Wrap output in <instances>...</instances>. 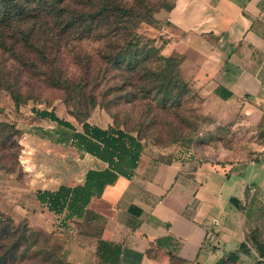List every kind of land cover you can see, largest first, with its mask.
Instances as JSON below:
<instances>
[{
  "label": "crops",
  "instance_id": "0c3cea01",
  "mask_svg": "<svg viewBox=\"0 0 264 264\" xmlns=\"http://www.w3.org/2000/svg\"><path fill=\"white\" fill-rule=\"evenodd\" d=\"M159 18L170 26L162 48L167 62L177 64L201 98L206 125L228 133L230 144L203 137L187 156L140 141L135 168L123 167L100 197H91V224L70 245L67 259L96 263L101 239L120 245V264H219L241 243L247 250L233 264H264L250 257L254 249L247 243L264 227V0H175ZM93 125L105 129L112 122ZM29 126L19 155L23 179H13L10 205L34 207L35 217H57L39 205L35 191L83 185L88 171L109 164L77 149L73 129L39 117ZM209 217L222 223L212 248L204 243ZM57 218L80 221L66 212ZM39 223L53 230L52 223Z\"/></svg>",
  "mask_w": 264,
  "mask_h": 264
},
{
  "label": "trees",
  "instance_id": "16d2710c",
  "mask_svg": "<svg viewBox=\"0 0 264 264\" xmlns=\"http://www.w3.org/2000/svg\"><path fill=\"white\" fill-rule=\"evenodd\" d=\"M174 2L175 0H0V49L10 57H16L17 51L21 49H31L43 55L44 61L48 63L54 60L48 59L45 46H39L37 42L44 37L61 52L67 44L63 42L72 40L75 33L78 36L89 35L96 40H104L105 46L99 50V54L109 69L115 72L111 76L113 82L108 85L105 73H95L88 79L92 80V88L102 87V96L108 92L115 93L117 98L128 104L136 103L134 106L137 102H142L145 115H151L154 107L169 111L180 107L184 97L194 88L179 73L168 74L165 71L164 65L168 57L162 54L164 45H156L154 39L138 33L134 26L137 21L157 26L159 20L155 13L160 10L170 11ZM165 23L169 25L167 21ZM52 36L55 37L54 40L50 39ZM22 63L27 66L25 61L22 60ZM5 68V64L0 62V88L9 91L14 106L18 108L26 97L14 88ZM55 81L71 92L72 98L69 96L68 100H76L77 108L80 104H89V108L96 106L95 96L82 91L87 85L86 80L72 84L66 82V78L57 76ZM79 113L74 115L80 121L78 124L81 125V132L75 131L74 126L59 117L53 109L36 111V117L73 129V145L107 162L109 167L102 171H88L83 185H60L55 190L38 189L35 197L42 208L58 217L66 212L67 218H80L77 234L84 235L93 218V212L86 208L91 197H100L104 187L113 184L118 175L123 173V167L130 170L135 168L142 149L140 141L149 144L139 135L142 133L140 131L144 126L156 124V119L138 121L140 131L135 130L134 133L115 122L105 129L100 128L87 121L86 112ZM81 116L84 117L80 120ZM21 136L22 132L16 123L0 122L1 158L6 153L5 158L15 157L19 161ZM198 142L199 138L195 143ZM2 218L3 214L0 212V219ZM30 228L29 225H23L18 231L5 227L0 232V264H8L25 257L31 245L38 239L37 236H41ZM31 236L35 239L28 240ZM250 240L256 244L258 255L263 256L264 243L257 242L255 233ZM38 250L33 254L38 255ZM246 250L245 243H241L236 251L219 264L235 263L240 253ZM62 253L64 254L63 248ZM95 255L98 260L94 264H120L121 247L114 242L99 239L95 242ZM58 262L75 264L65 258H59ZM172 264L191 263L177 260L175 263L172 261Z\"/></svg>",
  "mask_w": 264,
  "mask_h": 264
},
{
  "label": "rangeland",
  "instance_id": "374dc122",
  "mask_svg": "<svg viewBox=\"0 0 264 264\" xmlns=\"http://www.w3.org/2000/svg\"><path fill=\"white\" fill-rule=\"evenodd\" d=\"M164 11L160 10L155 13V17L159 20L157 26L138 21L134 26L138 33L154 39L158 46H163L167 43L165 36L168 33L165 30L170 27L163 18H159L160 12ZM71 38L72 40L69 39L63 42L67 44L62 52L45 37L37 41L39 46H45L44 51L49 56L48 59L52 58L54 60L50 61L51 63H46L43 55L31 49L17 51L16 57H10L0 49V62L5 64L10 82L13 83L14 88L23 97H26L24 102L16 108L9 91L3 87L0 88V122L7 124L16 123L23 133L28 130L26 127H30L29 125L34 123V118L37 116L36 111L47 108L56 110V113L61 118L68 119L75 125H78L80 121L74 114L86 112L89 123H107L111 121L119 124L125 130L136 133L135 130L140 131L137 124L138 121L155 118L156 124L144 126L143 130L141 129L140 131L142 133L139 135L147 143L155 144L159 147L173 148L174 154L179 152L182 155L186 148L190 149L198 138L201 140L203 137L206 139L219 138L223 141V145L230 144L228 133H216V128L206 125L208 118L201 110V98L194 89H191L189 94L184 97L185 99L180 107L169 111L159 110L154 107L151 115H145L142 102H137V105L134 106L136 103L133 105L128 104L124 100L117 98L115 93L108 92L107 95L102 96V87L93 89L92 80L88 79L95 73H105L108 85L113 82L111 76L115 72L109 69L99 54V50L105 46L104 40H96L89 35L78 36L76 33ZM50 39L54 40L55 37L52 36ZM22 60L25 61L27 66L23 65ZM164 69L168 74H180L176 63L166 62ZM57 76L66 78V82L72 84L86 80L87 85L83 87L82 91L84 94L95 96L97 99L96 106L89 108V104H80L79 108H77L76 100H68L69 96L72 98L71 92L66 87L56 83ZM84 116H81L80 120ZM200 132L203 133L202 136H200ZM19 142L22 146L21 142H24L22 136ZM10 153H13V151ZM26 154L28 153L24 152V155ZM5 156L6 153H4L3 158L0 156V212L3 214V218L0 219V232L5 227L15 228L19 231L21 226L29 225L32 231L41 235L37 236L38 239L35 242L30 241L34 243L25 257L8 264H59V258L61 260L62 258L67 259L70 254V245L78 243L77 231L80 222L74 220L72 221L73 224H67L63 221L60 223L58 216L48 218L39 213L35 217L33 212L38 211V209H34L31 212L34 207H15L14 204L10 205L13 202L12 198L15 196L12 188L14 186L13 179H18L19 181L23 179V167L20 161L17 162L15 160V157L5 158ZM10 174H14V177H9ZM25 209L29 212V217H25V215L27 216ZM38 220L42 221V223H47V225L52 223L53 230L46 231L38 227L40 225ZM255 238L257 242L264 243V227L255 231ZM34 239V236H31L28 240ZM247 243L250 248L254 249V253L250 257L258 259L260 256L258 251L255 250L256 244L250 238H247ZM245 246L247 245L245 244ZM62 248L64 249V254L62 253ZM37 249H39L37 251L39 254L34 255L33 252ZM226 256L228 257L229 253ZM261 258H263L262 262H264V255Z\"/></svg>",
  "mask_w": 264,
  "mask_h": 264
},
{
  "label": "built area",
  "instance_id": "2783aa9c",
  "mask_svg": "<svg viewBox=\"0 0 264 264\" xmlns=\"http://www.w3.org/2000/svg\"><path fill=\"white\" fill-rule=\"evenodd\" d=\"M188 156L191 153V150L186 149L184 151ZM183 153V154H184ZM205 228V236H204V243L207 247L212 248L217 245L218 243V236L222 229V223L217 217H209L204 223Z\"/></svg>",
  "mask_w": 264,
  "mask_h": 264
}]
</instances>
